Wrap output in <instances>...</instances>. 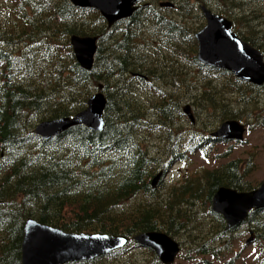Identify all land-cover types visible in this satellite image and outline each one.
<instances>
[{
    "label": "trees",
    "instance_id": "1",
    "mask_svg": "<svg viewBox=\"0 0 264 264\" xmlns=\"http://www.w3.org/2000/svg\"><path fill=\"white\" fill-rule=\"evenodd\" d=\"M218 1L219 6L224 2ZM227 1L235 9L243 4ZM4 4L0 7V12H5L4 19L0 18V264H22L21 244L30 217L68 232L125 235L131 240L151 231L166 232L174 238L196 235L194 241L199 246L193 251L196 260L204 259L199 264L240 261L239 254L231 258L225 253L230 252L231 236L225 238L231 230L223 217L212 211V201L222 187L249 192L260 185L251 181L252 167L241 160H224L216 168L186 177L165 195L168 204L126 206L140 196H158L152 179L160 171L166 174L174 165L189 162L198 154L207 162L212 154L215 160L229 158L235 145L221 154L216 152L218 141L207 135V118L200 127H174L178 116H184V103H193L195 110L199 109L197 116L208 107L224 105L217 116L222 122L243 119L244 114L229 108V98L216 99L214 89L233 91L244 100L260 87L200 64L195 34L185 25L186 19L183 24L161 16L163 10L154 0L148 9L139 8L114 29L99 11L75 7L69 0H4ZM145 29L154 35L155 56L167 52L179 58L172 62V68L164 65L163 73L151 66L147 70L141 67L137 50L145 44L137 40ZM73 35L98 37V53L90 71L76 60L70 42ZM249 43L264 51L256 40ZM181 60L196 65L201 77L218 72L216 77H203L207 85L198 86L203 100L195 102L198 97L184 96L191 88L185 87L176 73ZM164 67L171 70L166 72ZM134 68L133 76L126 79ZM206 88L212 89L213 95L202 91ZM136 89L144 92L150 108L145 110ZM99 91L107 99L102 132L75 126L55 139L34 134L37 122L73 116ZM256 101L255 93L248 103ZM258 113L262 114L259 120L264 121V110ZM249 118L254 127L253 113ZM143 130L163 134L160 149L141 145ZM198 202L208 207L206 217L219 220V229L211 233L199 224L186 229L194 217L187 205ZM245 224L255 234L254 241L261 243L256 260L264 264V210L251 212ZM149 252L153 264H163L153 251Z\"/></svg>",
    "mask_w": 264,
    "mask_h": 264
},
{
    "label": "water",
    "instance_id": "2",
    "mask_svg": "<svg viewBox=\"0 0 264 264\" xmlns=\"http://www.w3.org/2000/svg\"><path fill=\"white\" fill-rule=\"evenodd\" d=\"M71 1L76 6L99 9L111 26L122 18L130 17L139 0ZM204 15L207 25L196 35L199 42V60L208 66L228 70L243 81L264 84L263 54L239 38L232 30V22L225 17L209 9H204ZM71 44L82 68L91 70L97 51V38L72 36ZM106 104L104 95L96 94L88 101L86 110L72 118L45 121L37 126L35 134L48 140L81 125L101 132L105 125L103 113ZM184 110L192 122H195L191 107L188 105ZM244 132L243 125L228 121L214 135L222 139L242 140ZM161 178L162 173H159L153 179L154 189ZM259 210H264V182L252 192H237L222 187L212 201V211L223 217L228 230L243 225L251 212ZM134 240L140 247L153 250L163 264H174L181 251L179 243L161 231L141 233ZM251 242L253 238L248 243ZM128 243L129 238L126 236L67 232L31 217L26 221L21 244L22 264L92 261L122 249Z\"/></svg>",
    "mask_w": 264,
    "mask_h": 264
},
{
    "label": "rangeland",
    "instance_id": "3",
    "mask_svg": "<svg viewBox=\"0 0 264 264\" xmlns=\"http://www.w3.org/2000/svg\"><path fill=\"white\" fill-rule=\"evenodd\" d=\"M164 1H166V0H164ZM193 1L195 2V7L197 9L195 8L193 10V8H189L188 11L189 12L191 11L190 12L191 14L189 12L187 13V11L185 12L186 17H190V18L193 17L192 20H184L186 18V17H184L185 15H180L182 19L181 20L176 19V20L181 22V23H183L182 21L184 20L185 25L189 27L190 31L194 35L206 25V20L202 16V11L198 5L197 0H185L184 3L187 7L188 5L192 4ZM214 1L215 0H212L211 3L206 2L208 8L212 9L213 11H215L216 13H219V14H221L220 13V11H221L223 13V15H225V17H227L229 20H231V21L233 20L234 31L236 30L235 32L239 33V35L242 38H245L248 40V42L251 41L254 44H255V40L256 41L258 40L257 41L258 44L261 46H264V24H263L264 23V0H241V1L236 0L237 2H239V1L241 3L243 2L242 6L244 7L243 8L241 6V9H236V10H235V8L232 9V6H230L231 5L230 1L224 0L223 4L221 6L218 5L219 3L217 1H215V2ZM1 2H2V0H0V5L2 4ZM4 13L5 12H0V18L1 19H4V17H5ZM198 13H199V16H198ZM193 15H195V16H193ZM246 15H248V16H246ZM253 15L256 18H254ZM237 19H239V20L237 21ZM251 19H253V20H251ZM249 21H251V22H249ZM256 25H258V26H256ZM254 26H256V30L254 32H252L255 29ZM114 28H115V26L112 27V29H114ZM257 30H258V32H257ZM248 31L250 33H248ZM142 33H141L142 37L141 38L139 37L137 40L138 42L140 41L139 44H141V45L145 44V47H146V48L143 47V48L138 49V51H139L138 56H139V58H142V62L144 65V67H143V65L141 64V67L146 68V69H150V66H151L152 69L157 70V71H159V70L162 71L163 70L162 67L166 64H169V63H170L169 66L171 67L173 64L172 62L175 60L176 57H174L172 54H169L167 52H164V53L160 52L161 54L155 56V50L153 47L154 41H152V39L154 38V35L152 36L153 33L151 32V30L146 31V29L144 30V34H142ZM114 35H116V34H114ZM141 35H139V36H141ZM114 40H115V38L113 37L111 44H113ZM192 45L194 46V43H192ZM192 45H190L189 47L192 48L193 47ZM254 47L257 48L258 46H254ZM147 48H148V51H146ZM149 49H151V50L149 51ZM258 49H261V47H258ZM141 51H143V52H141ZM140 56H142V57H140ZM164 56H166V58ZM178 59L179 58H176V60H178ZM154 63H156L157 66H155ZM148 65H149V67H148ZM178 67H180V70L178 68L179 72H177V73L179 75L182 74L181 75V83L184 85V82H185V87L189 86V88H191L190 94H185L184 96L198 97V99L195 102L203 100V98L199 97V94L201 91H197V88H198V86L202 87L205 83V80H203V77H201L202 75L197 71V68H195V66L193 67V65H191V63L189 61L185 62V60H181V63ZM185 68L187 70H185ZM135 69L136 68H134L131 71V73H127V77H125V78L127 79L128 77L133 76V72ZM168 69L171 70L170 68H168ZM168 69L166 68V70H168ZM185 71H189V72H185ZM190 74L191 75L193 74V75L191 76ZM216 74H218V72H216L215 75ZM215 75L213 74V75H207V76L205 75V76L212 78V77H216ZM185 77H187V78H185ZM218 79L224 80V76H218ZM202 81H203V83H202ZM196 83H198V85ZM203 90H208V93H209L208 96L213 95L212 89L209 90L206 88V89H202V91ZM214 90L216 91L217 89H214ZM135 92L146 103L147 97H145L146 95L144 94V92L140 91L139 89H136ZM232 92L233 91H230V90H225V91L219 90V91H216L215 96H216V99H218V100H220L221 98H229L230 99L229 108L234 109L237 112L244 114L243 119H236L235 120V121L241 123L242 125H244L246 128H248L246 133H245L244 143H242L241 145L234 146V148L231 150V154L229 155V158L218 159L219 160L218 161V160L213 159L214 154H212L211 158L207 159V160H209V162H207L203 159V157L200 154H198V155L193 156L192 159L189 160V162L180 163L179 165L173 166V168L171 170H169L168 174H166L163 177L162 183L158 186V188L156 190V193L158 196H154V197L153 196H140L139 198H134L130 202V204H128L126 206V208L135 207L138 204H147V203H152L155 205V207L157 205L162 206L165 203L168 204L169 203L168 196H165V195H167L169 193V191L173 188L174 185L183 182L186 177H189L192 175H194V176L198 175L200 172H202L205 169L216 168L219 164L224 162V160L227 161L228 159L241 160L242 161L241 163L252 167L251 168L252 171H250V172H252L253 174L249 175V178L251 179V181L252 182H258L259 184H261L263 182V180H264V124L261 125V123H264V121L262 119L259 120V117H261L262 114H260L258 112L260 110H264V86L255 92L258 101L254 102L253 104L248 103V102L252 96H255V93L249 92V94L245 95L246 100L245 99L243 100L242 97L239 98V96L237 94L235 95ZM181 98H183V97H181ZM141 99H139V100H141ZM187 104H190L191 106L193 105V103L187 101L186 103H184L183 107L186 106ZM223 107H224V105H220V106L218 105L217 109H213L211 107H208V109H206V111H204L205 113L203 115L197 116L199 109L195 110L197 107L192 106L194 116L196 119V124L193 126L194 127H200V124L207 118L206 124H208V126H209L207 134H212L223 123L222 119L217 117L220 114V109H223ZM87 108H88V102H87V106L84 110H86ZM148 108H150V105L146 103L145 110ZM84 110H82V111H84ZM252 113H253V117L255 118L254 119V122H255L254 127H253V125L251 126L253 119L249 118V115H251ZM254 113H257V114H254ZM39 123L40 122H37L36 125H38ZM177 123L178 124H176L174 127H178L179 125H181V126H185V127L189 128L192 125L190 120L188 119V117L186 115H184L183 117L178 116ZM211 124H213V125L211 126ZM162 135L163 134L160 131L151 133L148 130H143V132L141 134V138L139 139V142L144 147L149 148L151 146L154 149H160V145H161L160 141H161ZM219 142L220 143H218V145H217L216 152H220V154L225 152L226 149H228L231 145H233L235 143L234 141H230L229 139H219ZM176 203H174L172 206H174ZM170 204H172V203H170ZM172 206H171V208H172ZM175 207H177V206H175ZM188 207H191V208H188ZM182 208L184 210L186 207L182 206ZM187 208L189 210L193 209L191 214L194 216L191 218L190 221L187 222V224H188V225H186L187 230H189L190 228L194 229V228H196V225L199 224L200 226L204 227V230H210L212 233L214 231V229H216V228L219 229L221 227V223L219 222V220H215L212 217H209V218L206 217V214L204 211L207 210L208 207L206 205H204L202 202L201 203L198 202L194 206L189 204V205H187ZM201 223H203V224H201ZM188 226L190 227L189 229H188ZM250 232H252L251 227L246 225V224H243V225L231 230V232L225 238V240H227V237L231 236L229 241H228V243L231 244L230 252H225V253H227V255H230L231 258H234L236 256V254H239V256H241L240 261H238L236 264H259L258 261L256 260V258L258 256V246L260 247L261 243H257L255 241H253V243L249 244L248 242L252 238L255 237V234H251ZM174 240L181 244V251H180L179 255L177 256V259H176L174 264H199L200 262H203L204 259H202V258H199L198 260H196L197 256H196L195 252L193 251V249L195 250V248L199 246L196 244L197 241H194V240H197L196 235H194L190 238L187 235L182 234L180 237H175ZM150 251H152V250H150ZM191 257H195V259L193 260V259H191ZM226 258H228V257H226ZM229 260H225V262H228ZM153 261L154 260H153L151 253L149 252V249H144L141 247H140V249H138L137 243L132 241L124 250H120V251L112 253L108 256H104L98 260H94L93 263L81 262L80 264H153ZM217 264H220V263H217Z\"/></svg>",
    "mask_w": 264,
    "mask_h": 264
},
{
    "label": "flooded vegetation",
    "instance_id": "4",
    "mask_svg": "<svg viewBox=\"0 0 264 264\" xmlns=\"http://www.w3.org/2000/svg\"><path fill=\"white\" fill-rule=\"evenodd\" d=\"M5 1H7V0H5ZM150 1V0H149ZM148 0L147 1H144V2H141V3H139V5H138V9L139 8H141V9H143V10H146V9H148L149 7H150V3H151V1L149 2ZM203 1V2H202ZM197 0V2H198V5H199V7L201 8V11H202V16L204 15V9H207L208 8V6L206 5L207 3L206 2H210L211 3V1L212 0ZM157 2H159L158 3V6H159V8L160 9H162L163 11L161 12V16H163V17H166L167 19H175L176 17L178 18V19H182V18H180L181 16L180 15H185V12L189 9V7L190 8H193V10H194V7H195V2L193 1L192 2V4H190V5H188V7H186V5H185V3H184V1H182V0H176V1H174V0H171V1H169V0H166V2L165 3H167V5L168 6H166V7H162V3L164 2V1H162V0H156L155 1V3H157ZM2 4L0 5V7H2V6H5V4H4V0H2V2H1ZM144 3V4H143ZM202 3V4H201ZM142 4V5H141ZM201 4V5H200ZM193 5V6H192ZM205 5V6H204ZM192 6V7H191ZM170 7V8H169ZM182 7V8H181ZM178 9V10H175V9ZM185 9V10H184ZM158 11H160V10H158ZM175 11L177 12V13H175ZM178 11H179V13H178ZM188 12V11H187ZM166 13V14H165ZM183 13V14H182ZM164 14V15H163ZM169 15V16H168ZM174 16V17H173ZM178 16H180V17H178ZM172 17V18H171ZM185 17H186V15H185ZM204 17V16H203ZM186 20H191V18H189V17H186L185 18ZM206 24H207V22H206ZM196 42H197V47H198V40H197V38H196ZM199 61V60H198ZM202 64V63H201ZM115 253V252H114ZM81 262H91V261H81ZM81 262H76V263H81Z\"/></svg>",
    "mask_w": 264,
    "mask_h": 264
},
{
    "label": "bare ground",
    "instance_id": "5",
    "mask_svg": "<svg viewBox=\"0 0 264 264\" xmlns=\"http://www.w3.org/2000/svg\"><path fill=\"white\" fill-rule=\"evenodd\" d=\"M146 1H147V0H146ZM148 1H149V0H148ZM150 1H151V0H150ZM150 1H149V2H150ZM154 1H156V0H154ZM157 1H158V0H157ZM159 1H160V0H159ZM162 1H164V0H162ZM169 1H170V0H169ZM175 1H176V0H175ZM182 1H183V0H182ZM184 1H185V0H184ZM201 1H202V0H201ZM208 1H209V0H208ZM215 1H217V0H215ZM215 1H214V2H215ZM240 1H241V0H240ZM240 1H239V2H240ZM189 2H190V1H189ZM202 2H203V1H202ZM225 2H226V1H225ZM249 2H250V1H249ZM157 3H159V2H157ZM187 3H188V2H187ZM208 3H209V2H208ZM218 3H219V1H218ZM229 3H230V2H229ZM242 3H243V2H242ZM242 3L240 2V3H238V4L241 5ZM250 3H251V2H250ZM143 4H144V3H143ZM201 4H202V3H201ZM201 4H200V5H201ZM251 4H252V3H251ZM141 5H142V4H141ZM156 5H157V4H156ZM206 5H207V4H206ZM229 5H230V4H229ZM242 5H243V4H242ZM192 6H193V5H192ZM192 6H191V7H192ZM197 6H198V5H197ZM204 6H205V5H204ZM230 6H232V5H230ZM187 7H188V6H187ZM242 7H243V6H242ZM247 7H248V6H247ZM160 8H161V7H160ZM169 8H170V7H169ZM181 8H182V7H181ZM189 8H190V7H189ZM195 8H196V7H194V9H195ZM198 8H199V7H198ZM243 8H244V7H243ZM196 9H197V8H196ZM232 9H233V7H232ZM240 9H241V8H240ZM150 10H152V9H150ZM175 10H178V9L176 8ZM184 10H185V9H184ZM190 10H191V9H190ZM198 10H199V9H198ZM215 10H216V9H215ZM220 10H221V9H220ZM235 10H236V9H235ZM235 10H234V11H235ZM161 11H162V10H161ZM187 11H188V10H187ZM237 11H238V10H237ZM150 12H151V11H150ZM188 12H189V11H188ZM188 12H187V13H188ZM190 12H191V11H190ZM190 12H189V13H190ZM235 12H236V11H235ZM238 12H239V11H238ZM259 12H260V11H259ZM259 12H258V13H259ZM153 13H154V12H153ZM156 13H158V12H156ZM175 13H177V12L175 11ZM178 13H179V11H178ZM196 13H197V12H196ZM199 13H200V12H199ZM199 13H198V16H199ZM220 13H221V11H220ZM247 13H248V12H247ZM253 13H254V12H253ZM165 14H166V13H165ZM182 14H183V13H182ZM190 14H191V13H190ZM190 14H189V15H190ZM194 14H195V13H194ZM163 15H164V14H163ZM255 15H256V14H255ZM168 16H169V15H168ZM193 16H195V15H193ZM203 16H204V15H203ZM224 16H225V15H224ZM246 16H248V15H246ZM173 17H174V16H173ZM178 17H180V16H178ZM184 17H185V16H184ZM241 17H242V16H241ZM251 17H252V16H251ZM253 17H254V15H253ZM160 18H161V17H160ZM171 18H172V17H171ZM176 18H177V17H176ZM180 18H181V17H180ZM189 18H190V17H189ZM192 18H193V17H192ZM192 18H191V20H192ZM239 18H240V17H239ZM254 18H256V17H254ZM169 19H170V18H169ZM232 19H233V18H232ZM195 20H196V19H195ZM238 20H239V19H237V21H238ZM241 20H242V19H241ZM251 20H253V19H251ZM168 21H170V20H168ZM232 21H233V20H232ZM187 22H188V21H187ZM190 22H191V21H190ZM193 22H194V21H193ZM193 22H192V23H193ZM239 22H240V21H239ZM249 22H251V21H249ZM252 22H253V21H252ZM204 23H205V22H204ZM238 24H239V23H238ZM247 24H248V23H247ZM263 24H264V23H263ZM181 25H182V24H181ZM203 25H204V24H203ZM249 25H250V24H249ZM259 25H260V24H259ZM240 26H241V25H240ZM245 26H246V25H245ZM256 26H258V25H256ZM256 26H254L255 29H254L252 32H254V31L256 30ZM248 27H249V26H248ZM252 27H253V26H252ZM169 28H170V27H169ZM246 28H247V27H246ZM259 28H260V27H259ZM172 29H173V28H172ZM247 30H248V29H247ZM249 30H250V29H249ZM235 31H236V30H235ZM259 31H260V30H259ZM257 32H258V30H257ZM248 33H250V32L248 31ZM255 33H256V32H255ZM238 34H239V33H238ZM149 35H150V34H149ZM163 35H164V34H163ZM242 35H243V34H242ZM253 35H254V34H253ZM258 35H259V34H258ZM261 35H262V34H261ZM146 36H147V35H146ZM152 36H153V34H152ZM165 36H166V35H165ZM138 37L141 38L142 35H141V36H138ZM170 37H171V36H170ZM252 37H253V36H252ZM254 37H255V36H254ZM261 37H262V36H261ZM147 38H148V37H147ZM147 38H146V39H147ZM162 39H163V38H162ZM253 39H254V38H253ZM142 41H143V40H142ZM257 41H258V40H257ZM257 41H256V42H257ZM139 42H140V41H139ZM170 42H172V41H170ZM174 42H176V41H174ZM262 42H263V41H262ZM143 43H144V42H143ZM168 44H169V43H168ZM250 44H251V43H250ZM260 44H261V43H260ZM174 45H175V43H174ZM143 46H144V45H143ZM171 46H173V44H172ZM145 48H146V47H145ZM257 48H258V47H257ZM147 49H148V48H147ZM140 50H141V49H140ZM137 51H138V50H137ZM149 51H150V50H149ZM141 52H143V51H141ZM144 52H145V51H144ZM262 52L264 53V51H262ZM138 53H139V52H138ZM150 53H151V52H150ZM142 54H143V53H142ZM150 56H151V55H150ZM140 57H142V56H140ZM149 59H150V58H149ZM145 61H146V60H145ZM156 61H157V60H156ZM156 61H155V62H156ZM169 61H170V60H169ZM160 62H161V61H160ZM160 62H159V63H160ZM142 63H143V62H142ZM146 63H147V62H146ZM154 64H155V63H154ZM161 64H162V63H161ZM169 64H170V63H169ZM156 65H157V64H156ZM159 65H160V64H159ZM173 65H174V64H173ZM168 66H169V65H168ZM189 66H190V65H189ZM189 66H188V67H189ZM195 66H196V65H195ZM143 67H144V65H143ZM148 67H149V65H148ZM148 67H147V68H148ZM169 67H170V66H169ZM193 67H194V66H193ZM162 68H163V67H162ZM166 68H167V67H166ZM171 68H172V67H171ZM174 68H175V66H174ZM178 68H179V70H180V67H178ZM195 68H196V67H195ZM195 68H194V69H195ZM145 69H146V68H145ZM145 69H144V70H145ZM159 69H160V68H159ZM167 69H168V68H167ZM146 70H147V69H146ZM146 70H145V72H146ZM164 70H165V67H164ZM172 70H173V69H172ZM186 70H187V69H186ZM191 70H192V69H191ZM191 70H190V71H191ZM149 71H150V70H149ZM162 71H163V70H162ZM162 71H161V72H162ZM165 71H166V70H165ZM168 71H170V70L168 69ZM182 71H183V70H182ZM194 71H195V70H194ZM151 72H153V71H151ZM157 72H158V71H157ZM166 72H167V71H166ZM178 72H179V71H178ZM183 72H184V71H183ZM183 72H182V73H183ZM185 72H189V71H185ZM153 73H154V72H153ZM159 73H160V72H159ZM162 73H163V72H162ZM164 73H165V72H164ZM174 73H175V72H174ZM176 73H177V72H176ZM195 73H196V72H195ZM222 73H223V72H222ZM137 74H138V73H137ZM140 74H141V73H140ZM144 74H145V73H143V75H144ZM172 74H173V73H172ZM177 74H178V73H177ZM186 74H187V73H186ZM143 75H142V76H143ZM181 75H182V74H181ZM190 75H191V74H190ZM192 75H193V74H192ZM192 75H191V76H192ZM231 75H232V74H231ZM178 76H179V75H178ZM194 76H195V75H194ZM206 76H207V75H206ZM206 76H205V77H206ZM217 76H218V75H217ZM139 77H140V76H139ZM143 77H144V76H143ZM174 77H175V76H174ZM180 77H181V76H180ZM203 77H204V76H203ZM205 77H204V78H205ZM147 78H148V77H147ZM178 78H179V77H178ZM185 78H187V77H185ZM188 78H189V77H188ZM212 78H213V77H212ZM148 79H149V78H148ZM179 79H180V78H179ZM207 79H208V78H207ZM214 79H215V78H214ZM185 80H186V79H185ZM208 80H209V79H208ZM211 82H212V81H211ZM202 83H203V81H202ZM206 83H207V82H206ZM206 83H205V84H206ZM214 83H215V82H214ZM202 85H203V84H202ZM206 85H207V84H206ZM214 85H215V84H214ZM216 85H218V84H216ZM204 86H205V85H204ZM208 86H209V85H208ZM203 88H204V87H203ZM219 89H220V88H219ZM222 89H223V88H222ZM217 91H218V89H217ZM143 97H144V96H143ZM144 99H145V98H144ZM139 101H140V100H139ZM143 101H144V100H143ZM143 101H142V102H143ZM142 102H141V103H142ZM142 104H143V103H142ZM145 104H146V103H145ZM140 105H141V104H140ZM143 107H144V106H143ZM144 108H146V107H144ZM105 111H106V110H105ZM63 118H64V117H63ZM36 120H37V119H36ZM33 121H34V119H33ZM39 122H40V121H39ZM30 123H31V122H30ZM32 126H33V125H32ZM191 126H192V125H191ZM33 131H34V130H33ZM202 136H203V135H202ZM206 138H208V137L206 136ZM54 139H55V138H54ZM200 142H201V141H200ZM200 142H199V143H200ZM169 174H170V173H169ZM159 185H160V184H159ZM160 190H161V189H160Z\"/></svg>",
    "mask_w": 264,
    "mask_h": 264
}]
</instances>
